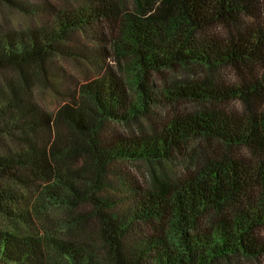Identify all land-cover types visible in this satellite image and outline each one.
<instances>
[{
    "label": "trees",
    "instance_id": "obj_1",
    "mask_svg": "<svg viewBox=\"0 0 264 264\" xmlns=\"http://www.w3.org/2000/svg\"><path fill=\"white\" fill-rule=\"evenodd\" d=\"M132 1L48 12L0 0L35 20L9 29L0 19V212L18 226L0 228V264L264 263V0ZM81 31L99 55L112 44L120 68L104 58L52 115L20 87L56 82ZM178 68L193 78L157 83ZM222 69L243 81L220 80ZM162 105L174 112L155 120ZM143 117L152 125L140 136L108 132ZM121 160L184 169L153 173L124 198L109 181ZM52 210V229H37Z\"/></svg>",
    "mask_w": 264,
    "mask_h": 264
},
{
    "label": "rangeland",
    "instance_id": "obj_2",
    "mask_svg": "<svg viewBox=\"0 0 264 264\" xmlns=\"http://www.w3.org/2000/svg\"><path fill=\"white\" fill-rule=\"evenodd\" d=\"M23 4H28L31 6H38L39 8H43L48 10V12H52V9H68V8H80L83 5H86L90 2V0H18ZM130 5L133 7V1L130 0ZM52 16V13L49 14ZM0 19H2L4 25L11 29L14 28H28L35 23V20L29 13H26L22 9L4 7L0 8ZM99 28H104L106 30V38H113L118 33L117 29L113 24L107 23L106 26L99 25ZM98 28V29H99ZM94 35V34H93ZM71 45L75 48H79V50H75V53L78 54L76 56H67L57 58V65L59 67V74L54 76L56 78V82H52L51 80L43 79V77L37 79L30 89H25L24 87H20V83L16 80L15 83L20 87L23 92H29L28 94H33L34 98L37 102L47 110L52 115H55L60 108L61 104L65 102V100L70 99L71 96L77 93L79 86L82 83L89 82V77L99 76V70L102 66V61L104 58L107 59V62L110 63L115 70L116 67L120 68L121 59L112 53V44H107V48L104 49L103 53L99 55L97 52L100 49V43L92 37V33L90 35L87 32H76L74 34L73 40H71ZM82 53V54H81ZM110 53V56L107 55ZM80 54V55H79ZM98 61V62H97ZM102 63V64H101ZM7 76L11 74V72L6 73ZM190 70L184 68H178L176 70L166 71V73L157 74L155 79L157 83L160 85L163 82V78L165 75L167 78L171 77V79H185V78H193L190 76ZM56 75V74H55ZM219 76H222L220 80H225L227 82L237 83L243 81L240 76L235 75L230 69H222L219 73ZM202 77L197 76L196 78ZM162 81V82H161ZM77 89V90H76ZM75 93V94H74ZM133 93V91H132ZM197 105L194 104H184L180 108L183 110L189 109L195 110ZM231 106L237 110L242 112L244 106L239 101L231 103ZM172 111L170 106L162 105L160 108L156 109V115L154 114L155 120H163L164 117H167L168 114ZM152 125V121L143 117L141 120H137L128 124L124 123H109L108 124V132L113 134H117L126 139L130 137L140 136L143 133L147 132ZM64 128L65 133H68L67 127L61 126ZM107 132V133H108ZM240 153L248 156V153L245 150H241ZM83 164L77 163L74 167H79ZM172 168L167 166L166 164L162 165H151L146 161L137 160V161H128L121 160L114 164L115 171L110 175V183L115 186L116 192H119L123 197L132 196V192L136 187H141L142 189H147L150 187L152 183V174L161 171L162 169H168L174 171H179L184 169V165L180 162L173 163ZM114 189H110V192H113ZM114 192V193H116ZM31 199L34 205L35 196L31 194ZM52 215L47 217L46 220L45 215L36 216L37 217V225L40 231L47 229H52L53 224L56 223V219L58 218V214L55 211H51ZM50 213V214H51ZM0 228L2 229H11L16 230L18 226L10 221H8L0 212ZM97 240V237H95ZM264 264V263H262Z\"/></svg>",
    "mask_w": 264,
    "mask_h": 264
}]
</instances>
